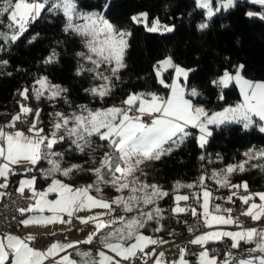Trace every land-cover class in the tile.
<instances>
[{"label":"snow or ice","instance_id":"obj_1","mask_svg":"<svg viewBox=\"0 0 264 264\" xmlns=\"http://www.w3.org/2000/svg\"><path fill=\"white\" fill-rule=\"evenodd\" d=\"M252 3L264 5V0H251ZM235 0H221L220 7L215 10L212 7V0H197V8L206 9V16L211 19L215 12L221 8L227 10L234 7ZM47 6V7H46ZM107 7V5L105 6ZM44 11L49 14L61 12L66 18L65 31H72L81 35L86 42V47L93 55L84 57L93 64V68L87 69L89 72H96V75L104 81L101 85L86 89L94 96L103 98L111 92V79L118 77L119 71L126 65L124 63L125 50L128 47L127 37L131 35L129 32L118 31L115 27L104 18L100 13L82 14L78 11L75 0H54L50 3L49 0H0V17L8 15L10 23L7 25L9 32L0 31V37L17 41L28 29L30 24L39 19ZM252 16L254 13H246ZM82 20L83 23L78 21ZM132 20L135 23H142L148 32H172L174 26L162 24L159 18L151 21V26L148 25V14L140 13L133 16ZM2 23V20H0ZM207 23L198 25L200 30L208 28ZM38 35V34H37ZM37 37L33 36L29 41L31 43ZM2 50V49H0ZM79 55L84 56L83 53ZM95 57V58H94ZM57 54L53 52L45 63L56 62ZM2 64H7V61H0ZM102 63L114 65L110 71L112 76H105L97 71ZM243 65H239L233 75L228 70H225L218 79L212 81L213 85L228 87L233 81L239 86L242 102L235 107L225 108L222 112H214L209 114L203 107L194 106L190 100L185 99L184 86L180 83V78L185 81L188 79L189 72L194 69H184L172 62L171 57L158 62V67L155 68L159 82L166 88H170V95L165 98L155 93H131L122 101L120 107H110L107 109L90 110L85 106L82 107V112L87 115L73 114L70 117L64 116L62 113H56L58 117L54 124V129L51 135H45L44 129L39 127L40 111L35 110V119L31 122L29 131L31 136L26 135L22 131L5 132L0 128V177L5 178V182L0 184V188L7 187V177L12 172V165H17L21 161H28L32 165H36L41 159H47L52 167L48 170V176L53 173L61 172L63 176H70L73 170L81 171L80 165H72L68 168H61L60 161L52 157L61 156V153L52 151L53 145L64 140V136H58V132L64 129L69 138H73L72 143L76 145L81 152L90 144V138L93 135L99 136L101 140L108 141L112 151L105 153L100 162V167L91 171L96 175L95 184H89L79 188H73L69 184L63 183L59 179H52L51 184L44 191H37L34 187L35 177L20 181V187L17 189L23 193L25 188L32 192L31 199L34 203L27 208L19 209L21 214L35 213L21 221L25 226L29 225H51L56 222L70 223L71 218L78 212L91 209H104L106 212H99L95 215L76 218L82 224L92 222L95 225V230L88 235L84 241H76L71 243H61L59 241L52 243L45 251L37 250L30 246L27 241L34 239L29 235L25 239L18 236L7 234L0 235V264H45V261L50 259L53 264H77L71 259L70 254L60 255L67 249L76 247L80 243L91 244L93 239L102 230L112 227V230L100 237V244L104 250L98 251L96 258L92 257L89 252L77 253L82 257L81 264H120L119 260L114 257H120L122 260H129L137 255L144 253L145 256L150 255L144 250L149 245H158L166 243L159 239H154L151 236H146L141 232L149 221L155 220L157 223L163 218L162 210L155 207L150 212H145L140 208V205H154L159 199L167 196L168 193L162 191L157 185H149L141 183L135 177L137 171H141L140 165L145 161L160 160L162 156L170 155L174 148L179 147L184 143V140L189 136L186 131L189 125L200 130L199 144L203 148L208 137L211 136L209 125H222L229 122H237L243 124L245 129L251 127L255 117L259 121L264 122V81L254 82L244 79L240 74ZM168 69H174L175 76L173 82L165 84L162 78V73ZM83 68L77 71L79 75ZM36 87L33 86L32 94L36 100H40L47 93L49 100L60 96L66 89L59 85H52L47 77H42L36 81ZM25 100L28 99L29 89H24L19 93ZM198 93L195 89L191 90V95L195 96ZM221 99L223 97L221 96ZM33 113V109L23 104L20 106V112L17 113L8 127H15V122L21 119L23 114L27 117ZM151 117L150 123H145L142 117ZM72 127H68L69 123ZM261 132H264V124L261 125ZM167 145V147H166ZM246 160L239 164H229L219 173L213 172L212 178L216 180L221 187H229L233 189L243 188L248 191V183L231 184L230 177L236 173L247 171L246 165L249 161L258 159L264 160V149L249 150L245 153ZM201 159H204L202 156ZM252 167H260L264 170V165H252ZM27 171H30L28 169ZM14 174V173H13ZM119 174V175H117ZM105 175H111V180H105ZM205 177L199 178L198 184L202 187L203 202V222L211 228L213 225H229L236 223L232 217L224 215H215L213 211L219 212L220 206L215 205L213 210H210V199L212 194L204 185ZM100 184H111L117 192H123L128 189L127 197L117 196L111 201L104 197H97L91 194L94 190L100 193L102 189ZM196 185H182L177 182V188H193ZM50 193H56L57 198L49 200ZM3 195V193H0ZM235 195V192L233 193ZM253 196L259 197L260 203L253 200ZM197 202L200 201V193L195 194ZM188 195H176V207L172 212L179 214L189 209L181 207L180 201H187ZM239 199L246 205H249L244 215L249 216L254 221H260L264 218V192L255 194L242 195ZM232 200V196L228 197ZM113 205L121 207L124 212L131 213L134 210L138 211L139 215L131 219H126L124 216L116 217L112 220H104L103 216L111 214L115 209ZM45 211L51 215H45ZM228 213L231 209L225 210ZM191 214L197 216L195 209H191ZM69 219L64 220V216ZM119 223V227H116ZM157 228L156 231H160ZM231 239V247L238 248L241 242L255 243V248H250L249 258L239 259L238 264H264V230L256 228H247L240 231H208L196 236L190 241L194 245H207L210 242H217L223 238ZM185 249H181L180 258L173 264H189L185 259ZM109 253L114 254L110 255ZM155 253V249L152 250ZM259 253L258 255H251ZM56 257H59L56 259ZM164 253L160 252L155 259L154 264H164ZM10 258V259H9ZM197 264H236V258L231 252L226 254L225 260L218 262L215 256L210 255L205 247L198 255Z\"/></svg>","mask_w":264,"mask_h":264},{"label":"trees","instance_id":"obj_2","mask_svg":"<svg viewBox=\"0 0 264 264\" xmlns=\"http://www.w3.org/2000/svg\"><path fill=\"white\" fill-rule=\"evenodd\" d=\"M49 2L52 3V0ZM75 2L79 9L100 13L117 30L131 33L124 54L126 66L119 71L118 79L112 77L110 94L99 99L86 91L97 83V79L95 72L87 71L92 68V64L84 58L88 53L85 39L75 32L64 30L66 18L61 12L49 14L44 11L17 41H6L0 37V61H7V64L0 63V111L8 119L11 120L20 111L19 99L22 96L19 93L26 89L23 84L29 85L28 98L32 99L33 86L38 87L36 81L41 76L67 90V105L73 109L82 105L96 109L119 104L131 93H155L165 97L169 88L159 82L155 65L169 54L173 56L176 65L194 69L188 75L187 89H195L198 93L190 95L194 105L208 111L233 106L241 100L240 91L233 83L222 90L223 99L217 97V85L211 82L218 79L225 70L236 72L237 67L243 65L242 74L245 77L253 81H264V20L261 17L264 16V5L236 0L234 7L222 10L207 20L205 11L197 8L196 0ZM140 13L148 14V25H151L153 19L159 18L162 24L174 26V31L148 32L142 23L132 20L133 16ZM205 22L208 28L200 30L198 25ZM0 31L9 32L6 23H0ZM33 36L37 38L29 43ZM53 52L57 54L56 62L45 63ZM81 68L84 71L77 75ZM171 74L172 69L162 75L165 84L170 82ZM47 102L43 99L38 103L41 107L38 126L45 132L54 109L66 108L61 100L55 104ZM59 146L65 161L86 162V155L79 153L70 140L60 141L56 148ZM103 147L109 150L105 145ZM250 149H264V132L256 125L248 129L241 123L215 127L203 148L193 132L170 155L157 160L146 178L148 181H158L170 189L178 179L194 181L212 170L239 164L245 160V153ZM202 156L204 159H201ZM252 165L255 164L249 163L246 166L248 170L243 173H234L231 181L247 182L252 190H264V170ZM19 177L20 174L11 176L10 188L16 186ZM37 179L41 183V179ZM96 179L93 172L73 171L69 180L74 183H93ZM175 202L173 194L159 201L163 217L160 222L165 235L187 232L188 223L198 217L193 216L190 210L179 214L172 212Z\"/></svg>","mask_w":264,"mask_h":264},{"label":"crops","instance_id":"obj_3","mask_svg":"<svg viewBox=\"0 0 264 264\" xmlns=\"http://www.w3.org/2000/svg\"><path fill=\"white\" fill-rule=\"evenodd\" d=\"M248 1L251 2V0H248ZM214 5H215V7H218V3H215ZM222 10H225V9H222ZM172 62L176 65L174 60H172ZM170 70L171 69H168L166 72H163L162 74L164 75L165 73L169 72ZM231 73L233 75L235 74V72H231ZM240 74H241V76L244 77V79L253 81V80L245 77L242 74V69L240 70ZM174 76H175V72H174V69H173L172 82H173ZM41 77H43V76H41ZM181 81L182 82L184 81L183 77H181ZM254 82H262V81H254ZM232 83L235 84L238 87L239 91H240L239 86L234 81ZM232 83H230L229 86ZM181 85L184 86L185 99L190 100L191 103L194 105L192 99L190 98L191 91H188V89H185V83L184 82ZM224 88H227V87H222V89H224ZM170 92H171V89L169 88L168 94L165 96V98H167L170 95ZM240 95H241V92H240ZM242 99H243V97L241 95V100L237 104L241 103ZM237 104H235L233 106H227L225 108L235 107ZM197 107H202V106H197ZM225 108L220 109V110H211V111L206 110V111L209 114H211V113H214V112H222ZM254 120H255V123L252 126L256 125L260 129L261 125L264 124V122L259 121L258 117H255ZM229 123H237V122H229ZM229 123H225V124H229ZM219 126H221V125H219ZM219 126H217V125H209L208 128H209V131L212 133V129L215 128V127H219ZM194 129L196 131H194ZM186 131L189 132V135L191 133L195 132L196 136H198V137L200 136V130L198 128H196V127L191 126V125H189L187 127ZM8 132H11V131H8ZM101 142L104 143V145L107 148H109V150H106V151L103 152L102 156L104 157L105 153H108V152H110L112 150L109 147L108 141L101 140ZM166 147H167V145H166ZM156 161L157 160L145 161L143 164H141L142 166L140 165V167L145 168L144 165H147V166L153 168ZM43 164L45 165V169L44 170L42 169V165ZM47 165L48 164L44 162V159H41L40 161H38L36 165H32L28 161H21L17 165H12L11 166L12 172L7 177V187L6 188H0V193H3V195H0V200L6 193L19 192V191H17V189L20 187V181L21 180H25V179H31L32 177L36 178L34 187H35V189L37 191L46 190L48 188V186L51 184L53 178L59 179L63 183L69 184L73 188H79V187H82V186H86V185H89V184H95L96 183V181L93 182V183H84V182H76V183H74V182H71L69 180L71 178V175L66 177V176H63L61 172H56V173H53L51 176H48V175H46L48 170H49ZM60 167L62 169L63 168H67V167H64L63 165H61V163H60ZM225 168H222V169H225ZM28 169H30V171H27ZM219 170H221V169H219ZM32 172H36V173H32ZM13 173L14 174H20V177H19V180H18L16 186L14 188H10L9 187V180H10L11 176L13 175ZM203 176L205 177L204 181L207 182V184H205V186L207 187V190L210 191L211 194H212V198L210 199V210H213L215 205H219L220 206V211L219 212L213 211V214H215V215H224L226 217L229 216L228 212L225 211V210H227V204L230 201V200H228L229 196H232V199L240 200L239 197L242 196V195H248L250 193L251 194H255V193H258V192H264V190H252L249 187H248V191L245 192V190L241 187V188L237 189L238 191H236L235 195H233L234 191H233V188H231V186L226 187L227 190L224 191V189H222L220 184H218L217 182H214L216 184H213V183L210 182V180L212 179V175H203ZM37 178L41 179V183H38V179ZM111 178H112L111 175H105V179L111 180ZM129 179H132V177H129ZM212 181H216V180L212 179ZM4 182H5V178L4 177H0V184H3ZM177 182H179V184H182V185H188V184H191V183L194 184L192 181L188 182V181H185V180H179L178 179L172 184L170 189L169 188H163L162 186H161L160 189L162 191H164V192H167L168 194H173L174 198H175L176 195H188L189 199L187 201H180L179 202L180 206L181 207H185V208L189 209L190 211H191V209H195L197 214H198L197 216L200 217L203 220V215H202L203 209L201 207V204L203 202V195H202L203 189H202V187L201 186L199 188L197 187L198 189L197 188H196V190L193 189V191L195 190L196 192L195 191L193 192L192 190H191L192 191L191 192V191H187L188 188L187 189H185V188H177ZM146 183L149 184V185H157L158 184L155 180L147 181ZM231 184H242V183L232 182L231 179H230V185ZM109 185L110 186H101V184H100V188L102 189V191L100 193H96L94 190H92L91 194L94 195V196H97V197H101L102 196V197L108 199L109 201H111L115 197L120 196V194H122L121 192H117L116 189H114L111 186V184H109ZM30 192H31V190H30ZM196 193H200V201H199V203L197 202V200L195 198V194ZM56 198H57V194L56 193H50L49 196H48L49 200H54ZM160 200L161 199H159L156 202V205H154V208L155 207H159V201ZM253 200L256 203H260L259 197H257V196H253ZM175 204H176V202H175ZM245 206H246L245 207V211H247V208H248L249 205L245 204ZM113 207H114L115 210L111 214L103 216L102 219L107 221V220L115 219L116 217H119V216H124L126 219H131L132 217L139 215L138 211H135V210L133 212H131V213H126V212L123 211V209L121 207H118V206H115V205H113ZM140 208L143 211H145V212L152 211L151 207L147 206V205L141 204ZM173 208H175V205H174ZM106 211L107 210L98 209V208L97 209H91V210H83V211H80V212L76 213L71 218L70 223H59V222H56L54 224L47 225V226H45V225H29V226H25V225H23L21 223V231H20V234L18 235V237H20L21 239H25L29 235L34 236V235L42 234V233L63 232V233H65V238L62 239V240H58L59 242H61V243H71V242H76V241H81L82 242L88 237V235L90 233H92L95 230V225L92 222H89L87 224H82L80 222V220L77 219L76 217L77 216H79V217H87V216L95 215L96 213H99V212H106ZM34 214L35 213H26L22 220L27 219L28 217H30V216H32ZM44 214L45 215H51V213H48L47 211H45ZM68 219L69 218L65 215L64 216V220H68ZM233 224H229V225H213L211 228L207 227L204 224L206 226V230L204 232H202V233L192 234V236L190 237V241L193 240L196 236L201 235V234H203L205 232H208V231H217V230L240 231V230H242V228H234ZM115 226L119 227V223H117V225H115ZM157 228H160L161 230L160 231H156ZM252 228H256L258 230H264V225L259 226V227H252ZM111 230H112V227L110 226L109 228L104 229L100 233H98L97 236L93 239V242L91 244L80 243L74 248L67 249L64 253H61L60 255L70 254L71 255V259L75 260L77 262V264H81V260H82V257L80 255H78L77 253L89 252V253L92 254L93 258H96V254L98 253V251H100V250H104L106 252L108 251L106 249H102V245L100 244L99 241H100V237L102 235L106 234L107 232H109ZM162 230H163L162 229V223L160 221H159V223H157L155 220H153V221H149L147 223V225L145 226V228L141 229V232L144 235L151 236L154 239H159V240H162V241H166V243H161V244H158V245H149L145 249V250L150 251L151 253H152V250L155 249V253H152V254H154V261L158 257L159 253L163 252L164 253V257H163L164 264H173V262L178 261L179 258H180L181 249H185L186 250L185 251V259L189 261V264H197L198 255H199V253L201 251L204 250L205 247L209 251L210 255L215 256L217 258L218 262H222V261L225 260L226 254L228 252H230L229 249L232 248L231 247V243H232L231 239L226 237V238H223L222 240L217 241V242H210V243H208L207 245H204V246L200 245L201 246L200 250L196 254H193L185 246H183L181 243L172 240L171 235L173 233L170 234V235H165ZM55 242H57V241H55ZM52 243H54V242H52ZM225 243H227L229 246L228 247H224L223 244H225ZM255 246H256L255 243H244V242H241V244H240V246L238 248L244 247L245 249L249 250L250 248H255ZM109 254L114 256V254H112V253H109ZM258 254L259 253H252L251 255H258ZM58 258L59 257H56V259H58ZM114 258L116 260H119L120 264H126V261L122 260L120 257H114ZM154 261H153L152 264H154ZM6 264H8L7 261H6ZM45 264H53V261L50 259L49 261H45Z\"/></svg>","mask_w":264,"mask_h":264},{"label":"built area","instance_id":"obj_4","mask_svg":"<svg viewBox=\"0 0 264 264\" xmlns=\"http://www.w3.org/2000/svg\"><path fill=\"white\" fill-rule=\"evenodd\" d=\"M9 40V39H8ZM172 60L173 56L171 54L168 55ZM158 67V64L155 65V68ZM173 76V69L171 77ZM24 88H28L29 85L24 83ZM222 87L217 86V97L220 98L222 94ZM19 104L30 107L33 109V113L29 114L25 117L23 114L21 115V119L15 122V127H8L9 123L12 119H8L7 116L2 114L0 111V128H3L5 132L11 131H22L25 134H30L29 128L31 126L32 120L35 118V110H40V105L33 99H24L23 97L19 99ZM18 111L17 113H19ZM145 123L151 122V117L144 116L142 117ZM45 133V131H44ZM234 192L238 191L237 189H233ZM32 193L30 189L25 188L23 193L20 192H9L6 193L0 200V235L12 234L18 236L21 231V221L26 213L21 214L19 209L27 208L29 205L34 203V200L30 197ZM245 204L236 199H232L227 204V209H231V212L228 213L236 223L233 224L234 228H251V227H259L264 225V218L260 221H254L249 216L244 215ZM206 230V226L204 225L203 220L200 217H196L193 221L188 223L187 232L179 231L175 232L171 235L173 241L181 243L185 246L191 253L196 254L200 250V245H194L190 243V237L192 234L202 233ZM34 239L28 241L30 246L36 248L37 250L45 251L47 247L55 241L62 240L65 238V233L56 232V233H42L33 236ZM224 247H228L227 243L223 244ZM146 253H150V255L145 256L144 253H137V255L133 258H130L126 261V264H152L154 261V254H152L148 250H144ZM229 251L232 253V256L236 258V264H238L239 259H247L249 257V252L244 248H230Z\"/></svg>","mask_w":264,"mask_h":264},{"label":"rangeland","instance_id":"obj_5","mask_svg":"<svg viewBox=\"0 0 264 264\" xmlns=\"http://www.w3.org/2000/svg\"><path fill=\"white\" fill-rule=\"evenodd\" d=\"M13 2H14V0H13ZM52 2H54V0H52ZM76 3V2H75ZM215 3H218V7H220V3H221V0H216V1H214V0H212V7H213V9L215 10L217 7H215ZM196 4H197V0H196ZM76 6H77V3H76ZM77 9H78V11L80 12V13H82V14H88V13H93V12H95V11H87V10H81V9H79L78 8V6H77ZM222 9L223 8H221L220 9V11H222ZM204 11H205V13H206V9H203ZM220 11H218V12H215V15L217 14V13H219ZM96 13V12H95ZM214 15V16H215ZM205 17H206V19L207 20H209V18L206 16V14H205ZM262 18H263V20H264V16H261ZM0 20H2V22H4V23H6V25H8L9 23H10V21H9V19H8V15L7 14H5L3 17H0ZM79 23H83V21L82 20H80V21H78ZM110 22V21H109ZM207 22V21H206ZM205 22V23H206ZM111 23V22H110ZM112 24V23H111ZM149 26H151V25H149ZM169 26H171V25H169ZM116 29V28H115ZM117 30V29H116ZM10 31V30H9ZM119 31V30H118ZM9 41H10V39H9ZM127 41H128V37H127ZM87 51H88V53H87V56L88 55H93L92 53H90L89 52V50H88V48H87ZM95 58V57H94ZM89 61V60H88ZM163 61V60H162ZM89 62H91V61H89ZM91 64H92V62H91ZM114 65H109V64H107V63H102V64H100L99 65V67H98V69H97V71L98 72H100V73H103L105 76H112V74H111V71H110V69H111V67H113ZM180 67H182V66H180ZM92 68H93V64H92ZM182 68H184V69H189V68H186V67H182ZM95 75H96V72H95ZM163 75V74H162ZM221 76V75H220ZM44 77V76H43ZM40 78H42V77H39V79ZM96 79H97V83L95 84V85H93L91 88H94V87H97V86H99V85H101L102 83H104V81H102L97 75H96ZM49 81V80H48ZM111 81H112V79H111ZM184 83H185V89H187V84H186V82L187 81H183ZM182 81H181V78H180V83L182 84L183 83ZM172 83V77H171V80H170V82L168 83L169 85ZM50 84H52L51 82H50ZM52 85H56V84H52ZM60 86V85H59ZM61 88H63L62 86H60ZM64 89V88H63ZM111 90H112V83H111ZM99 99H102V98H100L99 96H97ZM32 99L33 100H35L37 103H39L40 104V102H41V100H43V99H46L48 102L47 103H50V104H55V103H58L60 100L61 101H63V105L66 107L65 109H58V108H55L54 109V111L52 112V114H51V117H50V123H49V126H48V129H47V131L44 133L45 135H51V133L53 132V131H56V129H54V124L57 122V120H58V117L55 115L56 113H62L64 116H66V117H70V116H72L73 114H76V115H80V114H84V115H87V113L86 112H82V107L81 106H79V108H77V109H73L72 107H69L68 105H67V101H66V96H65V92H63L60 96H58V97H56L55 99H52V100H49L48 98H47V93L45 94V96H42L41 97V99L40 100H36L35 99V97H34V95H33V97H32ZM82 106H85L87 109H90V110H93V111H95V110H98V109H107V108H110V107H113V106H116V107H120V106H122V103H119V104H113V105H109V106H100V107H98V108H96V109H92V107L90 106V105H82ZM68 127L70 128V127H72V123L70 122L69 123V125H68ZM26 135H29V136H31L32 135V133H30V134H26ZM58 136H64L65 137V139H64V141L66 140H70L71 142H72V140L74 139V137L73 138H69L68 136H67V134H66V132L64 131V129H61V130H59V132H58ZM197 137V140H198V143H199V137L198 136H196ZM99 137H96V135H93L91 138H90V144L88 145V146H86L85 147V149H84V151L83 152H81V151H79L78 149H77V151L79 152V153H83V154H85L86 155V162H84V161H65L64 159H63V157H61V156H57V157H52L53 159H56V160H59L60 161V163H61V165H63L64 167H70V166H72V165H80L81 166V171H88V172H92L91 170L92 169H95V168H98V167H100V162H101V160H102V158H103V156H102V154H103V152L104 151H106V149H105V147H103L104 146V143H102L101 142V140H100V138L98 139ZM208 139H209V137H208ZM56 145L57 144H55V145H53V148H52V151L53 152H55V153H61L62 154V149L60 148V146L58 147V148H56ZM247 159V157L245 158V160ZM44 162L45 163H47L48 165V169H50L51 167H52V165H50L49 163H48V160L47 159H44ZM249 163H254L255 165H264V160H258V159H254V160H251V161H249ZM142 166V165H141ZM145 166V168H142V167H140V169H141V171H137L136 173H135V177H132V179L133 178H138V180L141 182V183H146L148 180H147V175L151 172V170L154 168H152V167H149V166H147V165H144ZM247 166V165H246ZM42 169L44 170L45 169V165L43 164L42 165ZM222 170V169H221ZM221 170H212L208 175H212V173L213 172H217V173H219ZM73 171H76V170H73ZM77 173L78 172H80V171H76ZM117 175H119V174H117ZM104 179H105V176H104ZM112 179V178H111ZM213 179V178H212ZM212 179L210 180V182L211 183H213V184H216V183H214V182H216V181H212ZM230 179H231V177H230ZM97 180V179H96ZM105 180H107V179H105ZM131 180V179H130ZM198 181H199V179L198 180H194V181H192L194 184L193 185H196L195 187H193V188H185V189H187V191H193V189H195L196 190V188L198 187H200V185L198 184ZM158 184H157V186H159V188H161V186L163 187V188H165L160 182H158V181H156ZM188 182H190V181H188ZM192 184V183H191ZM205 184H207V182L206 181H204V185ZM101 186H110L109 184H101ZM197 188V189H198ZM222 189H224V191H226L227 190V188H225V187H222ZM194 190V191H195ZM191 191V192H192ZM193 191V192H194ZM196 192V191H195ZM122 194H120V196H124V197H127L128 195H129V191H128V189H125L123 192H121ZM194 194V193H193ZM192 194V195H193ZM177 203V202H176ZM154 205H156V204H154ZM154 205H147V206H150L151 207V209H153L154 208ZM175 207H176V204H175ZM252 228V227H251ZM249 258V257H248Z\"/></svg>","mask_w":264,"mask_h":264},{"label":"water","instance_id":"obj_6","mask_svg":"<svg viewBox=\"0 0 264 264\" xmlns=\"http://www.w3.org/2000/svg\"><path fill=\"white\" fill-rule=\"evenodd\" d=\"M6 41H8V39H6Z\"/></svg>","mask_w":264,"mask_h":264}]
</instances>
